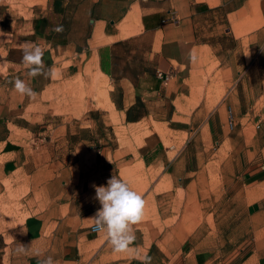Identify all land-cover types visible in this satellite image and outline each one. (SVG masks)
Wrapping results in <instances>:
<instances>
[{"label": "crops", "instance_id": "0c3cea01", "mask_svg": "<svg viewBox=\"0 0 264 264\" xmlns=\"http://www.w3.org/2000/svg\"><path fill=\"white\" fill-rule=\"evenodd\" d=\"M51 5L56 12L52 14L59 15L53 24L62 25L63 31H52L49 43L63 47L66 54H88L90 74L100 79L103 90L107 85L103 101L115 114L111 118L117 116L126 135L139 136L131 139L118 165L145 169L148 180L161 172L182 182L188 176L182 174L188 161L179 157L177 139L196 118L203 119L219 145L233 139L225 125L231 129L236 120L246 119L254 125L248 149L264 156V111L254 110L264 101V0H52ZM49 20L45 15L37 19L39 34L46 35ZM77 21L79 26L71 24ZM228 109L235 119L233 127L227 124ZM246 129L240 127L235 138L244 140ZM12 134L10 124L0 118V190L30 184L37 201L29 204L20 197L13 210L27 215L13 220L14 243L3 241L0 247L9 248L10 261L17 259L18 244L30 247L23 254L25 264H40L43 257L34 255L37 250L53 256L56 264H141L114 253L105 237L91 229V218L101 205L92 201L90 190L84 212L76 207L65 212L63 204L44 205V176L28 168L24 150L12 144ZM120 149L119 144L114 148ZM242 177L231 197L242 199L241 213L245 220L251 218L250 229L264 231V163L249 166ZM233 212L235 208L229 211ZM196 231L179 243L134 247L150 256L151 264H188V256L193 264H204V244L198 242ZM94 244L88 257L84 248ZM260 247L258 261L264 258V237Z\"/></svg>", "mask_w": 264, "mask_h": 264}, {"label": "rangeland", "instance_id": "374dc122", "mask_svg": "<svg viewBox=\"0 0 264 264\" xmlns=\"http://www.w3.org/2000/svg\"><path fill=\"white\" fill-rule=\"evenodd\" d=\"M51 3L0 0V118L12 127L10 139L24 150L28 168L44 176V205L63 204L65 212L68 207L84 212L88 210V190L92 201H96L93 185L106 186L107 180L117 175L145 200L144 219L134 226V244H140L142 250L150 243H179L197 230L198 242L203 240L204 244V264H264V258L258 261L264 231L250 229L251 218L245 220L241 213L242 199L231 197L234 188L241 186L243 171L264 163L260 150L248 149L254 125L242 119L230 129L223 122L233 139L219 145L209 136L202 118L190 119V129L177 139L182 148L179 157L188 161L187 171L182 172L188 176L180 183L161 172L148 180L147 170L118 165L116 160L139 136L126 135L120 130L117 116L114 121L111 118L115 114L103 101L107 85L103 90L100 79L90 74L88 54H66L63 47L49 43L53 22L59 19V15L52 14L55 11ZM44 15L50 19L45 36L38 33L36 24ZM71 24L80 25L78 21ZM25 41L44 49L45 65L57 70L55 79L27 76L21 62ZM17 77L38 94L34 100L14 90L12 81ZM254 110L264 111V101L258 102ZM240 127H247L244 140L235 138ZM117 144L120 151L114 150ZM165 144L169 145L167 139ZM4 191L0 190V247L3 241L14 243L10 234L13 220L27 215L13 212L20 197L29 204L37 201L36 190L30 184L19 190L8 185ZM233 208L236 212L230 214ZM99 235L104 239L103 233ZM96 245L84 248L88 257ZM11 249L14 251V247ZM9 255V248L0 250V264H25V255L17 254V259L11 261ZM188 257L187 263L193 264Z\"/></svg>", "mask_w": 264, "mask_h": 264}, {"label": "clouds", "instance_id": "9594fccd", "mask_svg": "<svg viewBox=\"0 0 264 264\" xmlns=\"http://www.w3.org/2000/svg\"><path fill=\"white\" fill-rule=\"evenodd\" d=\"M52 31L60 33L62 25H56ZM21 62L27 70L29 78L42 76L45 79H55L58 75L55 67H48L44 63V49L32 41H25L21 45ZM190 58L195 61L194 53ZM14 90L29 99H35L38 95L33 88L23 79L17 77L12 81ZM95 197L101 207L97 209L91 218L94 229L105 235L106 242L111 246L112 251L117 254H127L129 257L138 259L141 264H151V257L141 254L135 247L136 234L134 226L144 219L145 200L142 195L134 191L127 182L117 175H112L106 182V186L93 185ZM30 247L18 245L17 254H26ZM43 257L40 264H56L53 256H44L38 250L34 253Z\"/></svg>", "mask_w": 264, "mask_h": 264}, {"label": "built area", "instance_id": "2783aa9c", "mask_svg": "<svg viewBox=\"0 0 264 264\" xmlns=\"http://www.w3.org/2000/svg\"><path fill=\"white\" fill-rule=\"evenodd\" d=\"M227 124L230 126V127H233L234 124H235V119H234V116L232 114V111L230 109H228V114H227ZM91 229L92 230H95L94 229V225L91 226ZM96 231V230H95Z\"/></svg>", "mask_w": 264, "mask_h": 264}, {"label": "trees", "instance_id": "16d2710c", "mask_svg": "<svg viewBox=\"0 0 264 264\" xmlns=\"http://www.w3.org/2000/svg\"><path fill=\"white\" fill-rule=\"evenodd\" d=\"M132 117L128 114L127 119L130 120Z\"/></svg>", "mask_w": 264, "mask_h": 264}]
</instances>
